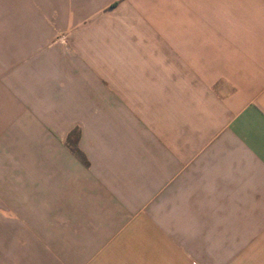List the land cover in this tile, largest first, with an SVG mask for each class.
<instances>
[{"label":"crops","instance_id":"crops-1","mask_svg":"<svg viewBox=\"0 0 264 264\" xmlns=\"http://www.w3.org/2000/svg\"><path fill=\"white\" fill-rule=\"evenodd\" d=\"M0 264H264V0H0Z\"/></svg>","mask_w":264,"mask_h":264}]
</instances>
